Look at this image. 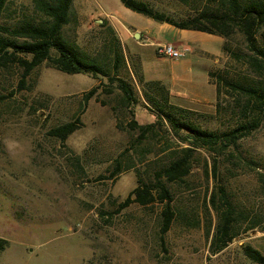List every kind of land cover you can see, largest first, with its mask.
Here are the masks:
<instances>
[{"label": "rangeland", "instance_id": "rangeland-1", "mask_svg": "<svg viewBox=\"0 0 264 264\" xmlns=\"http://www.w3.org/2000/svg\"><path fill=\"white\" fill-rule=\"evenodd\" d=\"M140 1L175 20L214 11L219 4ZM34 5L35 0H8L2 24L38 22ZM256 32V48L263 55L237 30L227 38L181 31L125 8L120 0H73L64 38L104 64L110 63L111 42L117 38L125 60L120 75L134 89L137 103L130 111L121 104L120 92L107 88L106 79L68 75L49 62L23 83L17 65L0 68V239L8 242L0 264H253L240 246L264 254V115L258 130L231 152L233 157L220 162L228 195L248 215L221 252L210 251L218 215L205 206L214 190L205 172V162L211 163L206 151H197L182 181H164L176 213L167 233H161L162 204L132 202L124 209L119 204L139 181L154 183L155 174L185 147L163 133L137 141L139 132L130 122L155 121L145 107V82H160L171 104L189 111L203 129L229 130L248 115L243 97L223 83L218 95L217 83L222 78L243 86L264 84V24ZM181 37L190 42L176 43ZM164 43L185 56H160L157 48ZM70 122L78 128L65 141L51 135ZM117 166L122 172L112 177ZM251 220L256 226L248 230Z\"/></svg>", "mask_w": 264, "mask_h": 264}, {"label": "trees", "instance_id": "trees-1", "mask_svg": "<svg viewBox=\"0 0 264 264\" xmlns=\"http://www.w3.org/2000/svg\"><path fill=\"white\" fill-rule=\"evenodd\" d=\"M8 0H0V68L17 65L22 69V81L35 68L44 62H49L57 70L68 74H85L93 78L106 79L107 88H114L121 94V104L131 108L137 103V97L132 86L120 75L125 66L124 56L117 38L111 42V58L109 64L99 62L81 52L76 46L67 41L62 29L68 23L69 12L73 0H35L34 7L41 17L38 22L29 21L10 27L2 24L1 18ZM122 5L140 15L160 24H168L175 29L197 31L209 35L229 37L233 31L241 32L252 50L263 55L256 48L254 35L256 28L264 24V2L260 0H219L214 11H197L184 20H175L171 16L158 12L147 3L140 0H120ZM104 26L105 24H100ZM113 39V38H112ZM228 86L235 93L243 97V112L248 119L226 131H212L203 129L193 115L176 105L171 104L167 89L158 81L145 82L143 97L145 106L155 116V121L139 125L134 120L130 126L138 130V140L149 136L151 138L168 136L185 145L180 152L155 174L154 183L139 181L130 191L126 199L119 204L120 209L136 202L140 206L160 203L163 205L161 233L165 234L176 217L171 203L173 201L170 190L165 185L180 182L186 177L199 150L206 151L211 156V163L205 162L207 177L214 181V190L205 202L206 208L211 207L218 215V224L213 235L210 251L212 254L221 252L236 237L235 229L240 219H247L248 215L238 211L228 195L221 173L222 159L233 157L231 152L238 149L239 142L251 136L258 130L264 115V84L259 86H243L234 82H227L221 78L217 83L219 95L221 84ZM95 89L85 95L84 101L93 95ZM111 93V89L107 90ZM76 122L66 123L51 132L55 138L65 141L77 129ZM242 163L251 164L252 162ZM132 166H127L126 170ZM122 172L118 166L113 170L112 177ZM251 220V228L256 225ZM8 242L0 239V252ZM242 255L253 264H264V254L250 245L240 246Z\"/></svg>", "mask_w": 264, "mask_h": 264}, {"label": "built area", "instance_id": "built-area-1", "mask_svg": "<svg viewBox=\"0 0 264 264\" xmlns=\"http://www.w3.org/2000/svg\"><path fill=\"white\" fill-rule=\"evenodd\" d=\"M157 52L160 56L170 60H178L185 56V53L177 49L173 44L164 43L158 46Z\"/></svg>", "mask_w": 264, "mask_h": 264}, {"label": "crops", "instance_id": "crops-1", "mask_svg": "<svg viewBox=\"0 0 264 264\" xmlns=\"http://www.w3.org/2000/svg\"><path fill=\"white\" fill-rule=\"evenodd\" d=\"M151 27H153V26H151ZM125 31L128 33L129 32V30L128 29H125ZM170 31H173V30H170ZM181 31H185V30H181ZM141 32V31H140ZM145 32H146V34H147V38H149V27H147L146 28V30H145ZM135 34V33H134ZM185 38L184 37H181L180 39H179V41L178 42H176V43H179V42H186V43H189L190 41L189 40H184ZM161 45V44H160Z\"/></svg>", "mask_w": 264, "mask_h": 264}, {"label": "water", "instance_id": "water-1", "mask_svg": "<svg viewBox=\"0 0 264 264\" xmlns=\"http://www.w3.org/2000/svg\"><path fill=\"white\" fill-rule=\"evenodd\" d=\"M138 35H139L138 33H135V38H137V37H138Z\"/></svg>", "mask_w": 264, "mask_h": 264}]
</instances>
